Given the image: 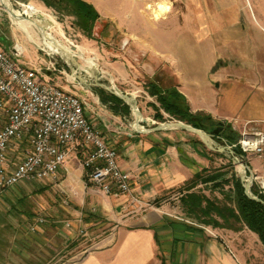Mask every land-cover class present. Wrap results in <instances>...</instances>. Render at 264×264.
<instances>
[{"label": "crops", "instance_id": "1", "mask_svg": "<svg viewBox=\"0 0 264 264\" xmlns=\"http://www.w3.org/2000/svg\"><path fill=\"white\" fill-rule=\"evenodd\" d=\"M88 3H92L100 15L106 13L99 9L97 0ZM53 13L58 14L52 8ZM108 13V22L117 33L125 36L120 46L125 44L126 39H132L147 50L151 61L170 64L174 78L171 86L185 97L192 113L210 115L218 122H231L234 128L244 127L246 123H264V65L257 62L252 49V38H255L256 31L252 29V22L247 25L248 32L243 37L236 31V25H230L228 31L215 32V41L208 38L199 41L196 27L184 32L177 27L173 35L170 31L167 35L166 27L155 33L151 27L152 18L141 7L116 5ZM70 16L73 19L71 26H76L77 20L74 15ZM55 22L60 35L66 38L64 43L72 44L71 48L77 53L87 55L80 45L82 40L69 39L63 24ZM77 28V31L84 33ZM120 37L118 35L117 39L120 40ZM223 37H228L226 42L232 41L225 44ZM242 46L245 47L244 51ZM77 59L85 65L79 56ZM31 62L37 69H45L50 63L58 64L57 60H45L38 54L32 55ZM42 62H47L46 66ZM111 66L118 79L127 78L124 71L127 68L123 62L112 59ZM77 69L90 82L91 71L84 67ZM66 71L70 69L64 63L61 67L49 69L47 77L64 90L77 94V85L74 84L80 82L72 83L69 80L66 83L59 75ZM160 81L159 78V85L165 88ZM91 86L93 89L86 102L85 115L104 140L116 148L119 164L131 175L133 192L143 204L154 206L141 213L134 212L127 206L126 195L114 197L93 187L86 191V171L82 160L88 149L78 141L67 147L68 157L58 171L57 180L64 184L66 193L63 196H67V200L62 203L51 200L50 206L54 210L51 216L45 217L42 211L34 213V230L32 226L30 231H18L17 224L13 223V214L19 213L16 203L22 205L26 201V193L11 189L0 192V264H48L54 252V236L64 232L67 240L73 242L77 229L84 226L83 220L90 222L87 216H93L96 220L88 223L91 225L86 223L93 226L88 229L92 231L97 227L105 230L94 234L89 239V246L78 243L71 247L68 251L70 256L58 264H246L247 260L231 241L232 244L218 230H209L207 225L188 217L181 206L180 197L184 189L180 188L203 168L208 169L213 162L209 147L202 140L201 144L197 139L187 137L184 133L186 130L178 127L137 132L131 106L124 101L130 106L128 114L123 104L102 101L96 91L99 85ZM142 88L150 96L144 86ZM154 114L143 115L149 120L150 117L154 118ZM26 148V143L18 142L10 149V154L21 153L20 150L24 152ZM25 183L28 182L19 184ZM39 183L43 188L53 189V183L49 180ZM197 186L194 190H197ZM202 191L207 195L205 188ZM87 205L97 208L101 218L98 215L95 217ZM61 213L73 219L69 226L67 224L70 222L62 224ZM39 218L44 219V223L39 224ZM115 223H119L118 226ZM226 237L229 238V234Z\"/></svg>", "mask_w": 264, "mask_h": 264}, {"label": "rangeland", "instance_id": "2", "mask_svg": "<svg viewBox=\"0 0 264 264\" xmlns=\"http://www.w3.org/2000/svg\"><path fill=\"white\" fill-rule=\"evenodd\" d=\"M91 1L87 0L86 2ZM96 1V0H93ZM162 0H97L99 3V9H102L106 13L104 15L97 16V20L93 27V35L91 37L87 36L82 32H79L77 28L78 22H76V26H71V22L73 21L70 14H52V8L46 7L41 0H27V1H20V0H11L12 6L15 10L21 12L22 10V3H32L35 6L39 7L41 11L47 12L54 17L57 22L63 24V28L66 31V36L70 39L72 38L74 41H80V45L83 49H85V54L83 52L77 53L76 55L79 56L82 60H84L85 65H89L88 61L85 59L86 57H93V64L92 67L95 69V74H91L90 82L91 83H101L110 87L111 89L120 90L125 94H133L137 99V104L139 110L143 114H151L153 115V107L151 103H156V99L144 93V89L142 86L149 81V80H157L160 78L161 84L163 86H171L174 84V78L172 74V67L169 63L164 62H156L151 61L149 58L147 50L138 44H135L134 41L131 39L124 38L125 44L119 45L123 42V37H125L121 32H118L112 27V25L108 22L109 20V11L112 7L116 5H123L127 7H141L143 8L144 12H147L151 19V27L154 28L155 33L160 28L167 29V35L170 31L171 35H173V31L175 28L181 29V31H189L192 27H196L198 29V36L199 41H203L205 39H210L211 41H215L217 37H215L216 31H228V27L230 25H236V31L241 35V37L247 34L249 23H253V30L255 38L253 39V46L252 49L256 54V60L259 63H263L264 65V0H164L168 3L171 7L170 11L165 14L163 18L160 20L155 21L153 13L151 10L147 9L148 3H152L156 5L157 2ZM92 4V3H91ZM97 10V9H96ZM77 20L76 16H74ZM102 17V18H101ZM104 17V18H103ZM75 20V21H76ZM136 20V19H134ZM74 21V22H75ZM79 27V26H78ZM35 28V27H34ZM80 28V27H79ZM34 30H37L36 28ZM53 34L61 41H66L64 36L60 35V30L51 29ZM257 31H260L259 34ZM202 32V34H201ZM121 36L120 40L117 37ZM170 35V36H171ZM152 37V35L150 36ZM172 37V36H171ZM215 38V39H214ZM227 38L223 37V42L225 44H229L231 40L227 41ZM118 40V41H117ZM152 40V38H151ZM154 41V39L152 40ZM0 43L2 44L4 50L11 55L20 65L33 68L34 64L31 62V57L33 54H38L40 57L48 60V58H52L58 61V64H55V67H61L65 61L64 59L58 55L53 54L49 51L43 49L42 46L37 44L34 40L29 38L24 31H22L18 25H16L9 16L8 11H6L4 5L0 1ZM16 44H20L23 47V51L20 57H17L14 53ZM66 44V42H65ZM228 47V46H227ZM243 47V46H242ZM244 48L242 50L244 51ZM118 49V50H117ZM249 49L251 47L249 46ZM232 51V49L230 48ZM117 51V52H116ZM228 51V50H227ZM79 52V51H78ZM118 54V55H117ZM112 59H119L126 65L127 70H124L127 73V78H120L118 79L112 72L114 69L111 66ZM63 63L62 65H60ZM43 66L47 64V62L41 63ZM59 65V66H58ZM49 66V64L47 65ZM45 74H49L52 72L46 67L45 69L42 68ZM62 76V79L68 81H72V83H76V80L73 79L70 75V71H66L64 74H59ZM123 79H126L124 81ZM77 85L76 93L81 96L83 99L85 106L87 105L88 98L90 96V90H92L91 85H82L81 83H76ZM100 86V85H99ZM101 88L109 91L106 87L100 86ZM110 92V91H109ZM166 117L165 121H159L152 117L145 124L150 126H155L157 123H164L169 121H181L175 118H171L167 113H164ZM132 117L135 118V114L132 111ZM185 122V121H183ZM226 123V122H225ZM143 126L148 128V126ZM232 126V129L238 133V140L241 139V131L244 130V127L248 130V132H264V123H246L244 127H236L234 128L233 124L230 122L228 123ZM202 130V129H201ZM204 131V130H203ZM187 137L200 139V137L192 132L185 131ZM211 135V134H210ZM212 137V135H211ZM214 140L217 141L218 144L223 145L225 144V139L219 140L215 137H212ZM201 140V139H200ZM238 140L236 142H231L233 145H236L240 149V145L238 144ZM25 143V141H22ZM200 146V144H199ZM210 152L213 153V162L209 165L208 170L209 173H213L214 175H221V178L218 179L220 183H223L224 179L231 178L234 174L239 176L242 167L235 161L233 154L229 152H220L218 150H212L208 148ZM22 153L23 151L20 150ZM238 152V151H237ZM235 153L240 159L243 161L245 166H249L250 170L248 169L247 174L252 176V187L257 185L256 181L254 180L253 175L257 174L264 176V156L259 157L255 155H239ZM21 153H14L11 156L14 159H17L21 156ZM240 177V176H239ZM85 180V178H84ZM46 180L40 181L44 182ZM48 181V180H47ZM51 181V180H49ZM50 188L42 187V184L39 182H28L25 184H18L12 186L7 189H11V191L16 192L17 190H21L22 192L26 193L24 196L26 201L21 203L22 205H18L16 203V208H19V213L13 214V223L17 224L18 231H30L32 227V221L34 213L42 211L45 214V217L51 216L54 213L53 207L50 206V201L52 200L53 203H62L63 200H67V196L65 195V187L61 180L51 181ZM61 184V185H60ZM20 185V186H19ZM86 191L90 186L86 185ZM93 187V186H91ZM232 183L230 184H223L220 187H213L211 183L208 185L199 184L197 186V190L199 191L202 189H206L207 196L211 197L219 201L221 205L224 203L230 204L232 202L235 205L234 198L232 193L229 192L231 189ZM21 188V189H20ZM96 189L95 187H93ZM182 189V188H180ZM98 192L104 193L98 189ZM175 192H179L176 190ZM22 193V194H24ZM28 194V195H27ZM226 195H230L231 200L226 198ZM140 202L142 200L140 199ZM143 203V202H142ZM15 205V204H14ZM154 205H151L152 208ZM87 208L90 212L94 213L96 217L101 218L99 216L97 208L87 205ZM15 209V207L13 208ZM43 209V210H42ZM149 209V208H148ZM147 210V209H146ZM59 217H62V224H66V222H70L73 220L70 215L65 213H61ZM88 217V221L86 222L83 220L84 226L78 228L76 238L71 241V239L67 240V237L64 235V232H58L56 236H54V252H52V259L48 261V264H58L62 260H65L68 256H70L69 249L78 243L83 246H89L90 240L94 237V234H99L105 229L100 228L96 230H90L93 226H88L96 222L93 216ZM51 218V217H50ZM49 219V218H47ZM50 223V220L49 222ZM88 225H87V224ZM198 223V222H197ZM118 226L119 223H115ZM200 224V223H199ZM55 225V224H53ZM235 229L226 228V227H214L213 225H207L209 230L211 228L218 230L219 233L229 242L231 241L235 247L241 252V255L247 260L246 264H264V246L260 242L256 233L250 231L246 226H243L239 223L233 224ZM67 229V228H66ZM83 230L84 233H81L79 230ZM107 229V228H106ZM214 231V230H213ZM80 232V233H79ZM90 233V234H89ZM229 234V238L226 237ZM59 237V238H58ZM72 242V243H71ZM230 242V243H231ZM231 243V244H232Z\"/></svg>", "mask_w": 264, "mask_h": 264}, {"label": "built area", "instance_id": "3", "mask_svg": "<svg viewBox=\"0 0 264 264\" xmlns=\"http://www.w3.org/2000/svg\"><path fill=\"white\" fill-rule=\"evenodd\" d=\"M14 53L22 54L16 47ZM240 137L245 157L264 156L263 131L252 133L244 127ZM21 141L27 148L14 159L10 149ZM78 141L88 149L82 160L87 186L114 197L126 195L134 212L151 207L133 192L130 173L119 164L116 148L88 120L83 99L51 82L42 69L20 65L0 44V192L21 182L56 181L68 157L67 147ZM253 177L264 194V176Z\"/></svg>", "mask_w": 264, "mask_h": 264}, {"label": "trees", "instance_id": "4", "mask_svg": "<svg viewBox=\"0 0 264 264\" xmlns=\"http://www.w3.org/2000/svg\"><path fill=\"white\" fill-rule=\"evenodd\" d=\"M27 1V0H20ZM47 7L53 8L61 14L74 15L77 18L78 26L89 37L93 35V27L99 16L95 7L84 0H41ZM145 90L150 96L155 97L156 103H151L155 110L154 119L165 121L164 113L171 118H175L211 134L219 140H228L236 142L239 138L238 133L232 129L228 123L215 121L210 115L204 113H192L185 97L176 89V87H162L157 80H149L144 84ZM97 93L102 101L123 104L127 113L130 112V106L123 99L110 93L109 91L96 87ZM197 142L202 144L200 139ZM237 154L243 155L241 149ZM221 175L209 173V170L203 168L188 181L180 197L181 206L188 217L195 219L198 223L204 225H213L214 227H226L235 229L234 223L246 226L250 231L257 234L260 242L264 246V194L260 192L257 185L252 187V191L261 198L263 202L248 197L245 194L243 182L240 177L234 174L231 178L224 179L223 183L218 181ZM211 183L213 187H220L223 184L232 183L229 192L234 194L235 205L224 203L208 197L202 190L195 191L197 185ZM181 189V190H182ZM231 200L230 195L226 198Z\"/></svg>", "mask_w": 264, "mask_h": 264}, {"label": "bare ground", "instance_id": "5", "mask_svg": "<svg viewBox=\"0 0 264 264\" xmlns=\"http://www.w3.org/2000/svg\"><path fill=\"white\" fill-rule=\"evenodd\" d=\"M1 3L10 10V16L12 21L18 25V27L24 31V33L34 40L37 44L43 47L44 50L53 54L70 57L69 53L75 54L77 51L72 50V44H65L59 40L51 29L56 28V22L52 15L47 12L41 11V9L32 3H22L21 12L12 8L8 0H0ZM147 9L151 10L155 20H160L168 13L171 7L164 0L157 2L156 5L148 3ZM25 16V17H24ZM37 30H34L35 28ZM58 29V28H57ZM16 48L19 51H23V47L20 44H16ZM89 65L86 68L93 69V57L85 58ZM95 70V69H94ZM73 79L74 77L70 75ZM204 138L211 142L210 138ZM212 143V142H211ZM70 225V224H69ZM67 225V226H69Z\"/></svg>", "mask_w": 264, "mask_h": 264}, {"label": "water", "instance_id": "6", "mask_svg": "<svg viewBox=\"0 0 264 264\" xmlns=\"http://www.w3.org/2000/svg\"><path fill=\"white\" fill-rule=\"evenodd\" d=\"M10 6L13 8L12 6V2L11 0H8ZM6 11H8L9 16H10V10L7 9L5 7ZM25 17V16H24ZM11 18V16H10ZM74 50V49H72ZM70 57L67 56H61L65 63L67 64V66L69 67L70 71H71V75L74 77V79L77 82L82 83L83 85H91L93 83L88 82V80L81 74L78 73V69L77 68H81V67H88V65H83L78 59H77V55L75 54H71L69 53ZM88 70H90L92 73L95 74V70L94 69H90V68H86ZM95 85H100V86H104L106 87L111 93H113L114 95L118 96L119 98L123 99L125 102H127L134 114H135V121H134V128L137 132H145L148 130H153V131H159V130H165V129H170V128H182L186 131L192 132L197 134L200 139L203 141V143L209 147L212 150H218L220 152H229L230 154H233V157L235 159V161L242 167V170L239 173L240 179L243 182V186L245 189V194L252 198L255 199L257 201L263 202L261 200V198H259V196H257L253 191H252V176H249L247 174L248 169L250 170L249 166H245L243 161H240L239 157L237 155H235V153L239 150V147L236 145H233L230 141L226 140L225 144L220 145L217 143L216 140H214L211 135L201 129H198L188 123H185L183 121H169V122H164V123H157L155 126L151 127V128H146L143 126V123H146L147 120L145 119L143 113L139 110L138 104H137V99L135 97V95L133 94H125L120 90H116V89H111L110 87L103 85L101 83H94ZM149 125V123H148ZM208 137L210 138L211 142H208L205 138ZM264 203V202H263Z\"/></svg>", "mask_w": 264, "mask_h": 264}]
</instances>
